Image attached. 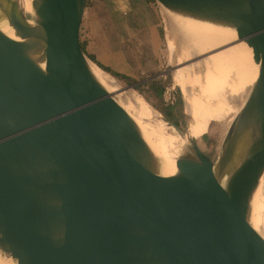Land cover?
<instances>
[{"label": "water", "instance_id": "1", "mask_svg": "<svg viewBox=\"0 0 264 264\" xmlns=\"http://www.w3.org/2000/svg\"><path fill=\"white\" fill-rule=\"evenodd\" d=\"M154 1L258 46L260 93L249 109L260 115L226 189L195 150L217 193L210 224L192 220L181 179L158 174L140 132L93 76L80 41L88 0H31L34 27L11 0L10 24L26 42L0 32V252L16 264H264V240L249 223L264 173V0Z\"/></svg>", "mask_w": 264, "mask_h": 264}, {"label": "bare ground", "instance_id": "2", "mask_svg": "<svg viewBox=\"0 0 264 264\" xmlns=\"http://www.w3.org/2000/svg\"><path fill=\"white\" fill-rule=\"evenodd\" d=\"M9 1L11 0H1L0 2V32L5 36L4 38L7 42L19 44L25 43L26 39L20 36V31L15 30L10 24L11 20L16 19V16L11 11ZM22 1L28 17V19H24L25 23L34 27L35 23L32 18L33 10L31 8V0ZM172 19L174 20V23L176 22L179 24L178 29L180 32H176L181 34H179L181 36V44L179 45V43H177L178 46H180L179 51L177 50L178 48L176 49L179 53V55L177 54L179 56L177 59L178 63L187 61L188 57L192 58L193 56H196V58H198V56H201L202 54H209V52L213 51V53L203 56L204 58L201 57L202 64L208 66V68L212 70V74L209 75V83L206 86L204 96L205 103L211 105V108L209 111L206 110L205 103L202 107L200 106L197 116L198 122L194 135L191 138L198 140L206 133L208 126L211 123H216L222 128L224 124L223 122H230L228 130L226 134H224L225 137H223V142L221 141L223 145L227 146L222 171L220 172L216 163L214 164L211 161L213 163L214 175L217 176V179L220 180V183L224 189H226L241 163L252 137L256 125L255 122L260 115V111L258 112V110V114L255 118L251 115V109L257 101L258 93H260L259 85L262 72L261 61L259 56L256 57L257 59L254 57V55L258 54V46L247 42H243L244 47L242 46V42L236 44V42H234V40L236 41L238 39L236 38V32L230 27L190 18H185L184 20ZM174 29L175 28L172 24V26H170V32H168L172 37H175L176 35ZM232 42L234 43L227 48L221 49L222 51H214L220 46ZM170 44L174 50V46L177 44ZM177 69L178 68L176 67L173 71ZM90 70L96 80L107 90V92H109V94H111V90H116L111 88L117 87L115 86L116 83L114 82V84L111 81L112 78L109 79V77L97 67H90ZM189 77H191L189 69L182 68L179 70L178 80L180 85L185 89ZM119 91L116 90L117 93ZM112 95L115 96L114 93ZM113 99L122 108L128 118L131 117L134 120V126L138 129L142 138L157 159L158 174L165 177L171 176L173 178L181 179L179 183L183 186L187 195L185 202L192 220L203 225H209L211 221L208 209L215 206V203L217 202V193L214 186L207 178L204 168L195 154V150H199L196 143L191 142V144L187 146L190 153L184 156L178 155L179 149H181L185 143V137H183L184 135L182 136L177 127H174L172 123L166 121L169 127L175 132L172 131V133L161 121L158 123V127L155 131H149L143 123L145 120L141 121L143 112L138 110L140 108L139 104L138 109L136 110L137 107H132L134 104L126 105L123 103L118 94ZM125 102H127V100H125ZM135 105L137 106V104ZM243 107L244 109L241 112ZM141 111L145 112V110ZM145 119L147 118L145 117ZM148 120L150 121L151 119ZM233 126H240L242 129L248 128L249 130L245 133L238 134L232 139V135H229V129ZM159 132L161 134H159ZM263 181L264 173L259 180L255 193L253 194V199H257V196L259 198L260 195H262L260 194V190L263 186ZM189 197L193 200L195 205H191L192 201ZM262 204H259V208L257 206L251 207L252 216L249 219V223L255 233L264 240V206ZM2 256L3 254L0 252V264H3L1 262Z\"/></svg>", "mask_w": 264, "mask_h": 264}, {"label": "rangeland", "instance_id": "3", "mask_svg": "<svg viewBox=\"0 0 264 264\" xmlns=\"http://www.w3.org/2000/svg\"><path fill=\"white\" fill-rule=\"evenodd\" d=\"M14 1L24 18L28 19L23 1ZM172 18L185 19L165 10L154 0H88L80 41L89 65L103 66L106 70L103 73L116 83L114 84L117 87L111 88L120 90L118 93L116 90H111L110 95L114 98L118 94L123 103L134 104L130 106L137 107L136 110L139 104L141 109L138 110L143 112L141 121L145 120L143 123L149 131H155L158 123L162 121L172 132L167 122L173 123L185 137V143L179 149L178 155L184 156L190 153L187 146L193 142L215 164L222 153L223 137L230 122H223L222 128L216 123H211L206 133L198 140L191 138L198 122L199 108L205 103L204 96L209 75L212 74V70L202 64V58L213 51L202 54L198 58L188 57L187 61L178 63L177 50L179 51L180 46L177 43L181 44V34L178 33L180 32L179 24L174 23ZM172 24L175 28V37L168 33ZM234 42L237 43V40ZM234 42L220 46L214 51L220 52L219 50L229 47ZM170 43L177 44L173 45L174 50ZM242 46L244 47L243 42ZM91 56L95 61L91 60ZM176 67L178 69L173 71ZM182 68L189 69L191 74V77L187 79L186 89L178 80V72ZM113 93L115 96L112 95ZM205 106L209 111L211 105ZM243 109L244 107L241 112ZM129 119L134 125V120L131 117ZM262 188L260 190L262 195L259 198L257 196V199L252 198L251 207L259 208V204L264 202V183ZM262 205L264 206V203ZM13 261L5 255L1 257L3 264H16Z\"/></svg>", "mask_w": 264, "mask_h": 264}, {"label": "trees", "instance_id": "4", "mask_svg": "<svg viewBox=\"0 0 264 264\" xmlns=\"http://www.w3.org/2000/svg\"><path fill=\"white\" fill-rule=\"evenodd\" d=\"M156 89V88H155Z\"/></svg>", "mask_w": 264, "mask_h": 264}]
</instances>
